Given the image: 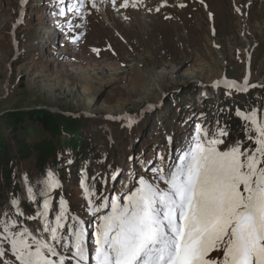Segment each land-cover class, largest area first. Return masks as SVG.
Returning <instances> with one entry per match:
<instances>
[{"label":"rangeland","instance_id":"374dc122","mask_svg":"<svg viewBox=\"0 0 264 264\" xmlns=\"http://www.w3.org/2000/svg\"><path fill=\"white\" fill-rule=\"evenodd\" d=\"M95 2L98 10L84 0L76 12L68 9L77 0H0V116L43 109L92 119L90 159L78 164L67 154L63 168L41 169L32 155L19 161L10 189L0 170V219L14 214L13 198L34 213L38 205L28 187L42 206L51 172L61 183L51 191L53 209L61 198L68 201L70 215L85 221L90 247L96 220L85 207L82 180L96 196L111 198L148 167L145 161L174 160L198 127L212 131L219 121L232 139L243 140L236 110L255 108L264 119V0H167L160 12L155 8L163 0H144L153 11L140 6L119 13L107 0ZM245 79L257 87L238 93L224 86ZM173 95L181 103L167 106ZM20 138L40 143L49 137L27 124Z\"/></svg>","mask_w":264,"mask_h":264},{"label":"snow or ice","instance_id":"6c2138e0","mask_svg":"<svg viewBox=\"0 0 264 264\" xmlns=\"http://www.w3.org/2000/svg\"><path fill=\"white\" fill-rule=\"evenodd\" d=\"M107 3L118 13L140 6L153 11L144 0ZM84 6L77 0L68 10ZM169 6L163 0L155 11ZM91 8L98 10L95 0ZM59 14L65 15L63 8ZM224 83L238 93L257 87L248 79ZM236 116L244 122L243 140L232 139L219 121L212 131L198 127L174 160L159 155L158 165L145 161L148 167L111 198L96 196L82 180L85 207L96 220L91 247L85 221L70 215L68 201L61 198L53 209L51 191L61 183L49 172L42 206L28 187L38 205L34 213L26 214L13 198L14 214L0 219V264H264V119L255 108H238Z\"/></svg>","mask_w":264,"mask_h":264},{"label":"trees","instance_id":"16d2710c","mask_svg":"<svg viewBox=\"0 0 264 264\" xmlns=\"http://www.w3.org/2000/svg\"><path fill=\"white\" fill-rule=\"evenodd\" d=\"M256 94L255 91L253 96ZM181 101V96L173 95L166 101V105L175 106ZM90 120L92 119L81 115L77 117L57 114L43 109L5 111L0 116V170H2L7 188H13V183L17 179L16 169L19 161L29 159L32 155L36 156L37 165L41 169L50 163L53 168H63L67 154L72 156L74 160L72 162L78 164L90 159L92 153L88 150L91 140L87 133ZM27 124L38 126L49 138L40 143H28L27 140L20 138ZM6 135H9L8 139ZM16 155H19L18 159Z\"/></svg>","mask_w":264,"mask_h":264},{"label":"bare ground","instance_id":"6f19581e","mask_svg":"<svg viewBox=\"0 0 264 264\" xmlns=\"http://www.w3.org/2000/svg\"><path fill=\"white\" fill-rule=\"evenodd\" d=\"M152 2H153V1H152ZM150 4H151V3H150ZM155 4H156V2H155ZM149 6H150V5H149ZM151 6H152V4H151ZM151 6H150V7H151ZM110 11H111V9H110ZM108 12H109V11H108ZM110 13H111V12H110ZM105 16H106L108 22L111 24L112 22L109 20L110 18H108L107 15H105ZM105 22H106V21H105ZM106 23H107V22H106Z\"/></svg>","mask_w":264,"mask_h":264},{"label":"water","instance_id":"95a60500","mask_svg":"<svg viewBox=\"0 0 264 264\" xmlns=\"http://www.w3.org/2000/svg\"><path fill=\"white\" fill-rule=\"evenodd\" d=\"M56 112H58V111L56 110Z\"/></svg>","mask_w":264,"mask_h":264}]
</instances>
